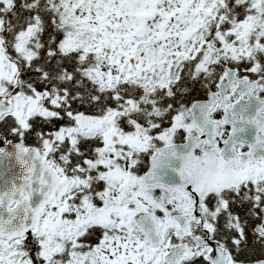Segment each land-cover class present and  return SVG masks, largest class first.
Returning <instances> with one entry per match:
<instances>
[{
    "label": "snow or ice",
    "instance_id": "snow-or-ice-1",
    "mask_svg": "<svg viewBox=\"0 0 264 264\" xmlns=\"http://www.w3.org/2000/svg\"><path fill=\"white\" fill-rule=\"evenodd\" d=\"M0 264H264V0H0Z\"/></svg>",
    "mask_w": 264,
    "mask_h": 264
}]
</instances>
